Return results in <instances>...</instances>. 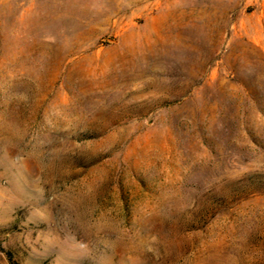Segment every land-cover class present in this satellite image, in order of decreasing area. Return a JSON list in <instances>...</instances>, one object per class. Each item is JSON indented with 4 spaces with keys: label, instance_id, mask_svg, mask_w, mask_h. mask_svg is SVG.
I'll return each mask as SVG.
<instances>
[{
    "label": "rangeland",
    "instance_id": "obj_1",
    "mask_svg": "<svg viewBox=\"0 0 264 264\" xmlns=\"http://www.w3.org/2000/svg\"><path fill=\"white\" fill-rule=\"evenodd\" d=\"M0 264H264V0H0Z\"/></svg>",
    "mask_w": 264,
    "mask_h": 264
}]
</instances>
